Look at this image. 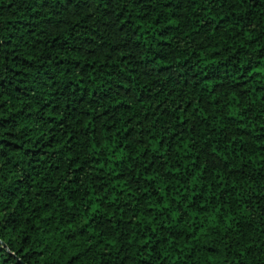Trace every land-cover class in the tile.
<instances>
[{"label": "trees", "instance_id": "trees-1", "mask_svg": "<svg viewBox=\"0 0 264 264\" xmlns=\"http://www.w3.org/2000/svg\"><path fill=\"white\" fill-rule=\"evenodd\" d=\"M0 264H264V0H0Z\"/></svg>", "mask_w": 264, "mask_h": 264}]
</instances>
